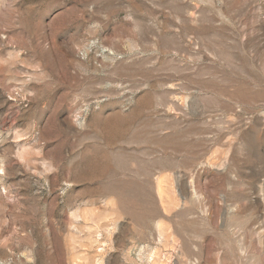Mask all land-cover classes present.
Returning <instances> with one entry per match:
<instances>
[{
	"label": "rangeland",
	"instance_id": "obj_1",
	"mask_svg": "<svg viewBox=\"0 0 264 264\" xmlns=\"http://www.w3.org/2000/svg\"><path fill=\"white\" fill-rule=\"evenodd\" d=\"M0 264H264V0H0Z\"/></svg>",
	"mask_w": 264,
	"mask_h": 264
}]
</instances>
